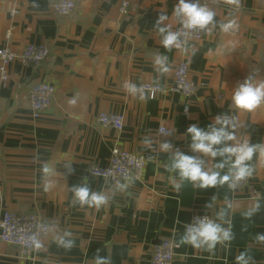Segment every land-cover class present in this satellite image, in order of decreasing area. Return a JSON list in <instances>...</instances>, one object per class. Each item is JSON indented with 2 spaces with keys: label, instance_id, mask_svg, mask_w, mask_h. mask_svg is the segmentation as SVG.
Listing matches in <instances>:
<instances>
[{
  "label": "crops",
  "instance_id": "obj_1",
  "mask_svg": "<svg viewBox=\"0 0 264 264\" xmlns=\"http://www.w3.org/2000/svg\"><path fill=\"white\" fill-rule=\"evenodd\" d=\"M53 1L0 0V47L7 45L15 53L28 44L49 50L35 66L12 61L6 81L0 80V216L5 211L36 213L49 226L28 258H20L16 246L0 242V264H94L97 253L110 264H150L154 246L166 238L174 243L172 264H235L241 250L249 252L252 264H264V243L254 239L257 232L264 233V206L245 219L241 212L254 200L246 189L185 184L173 190L165 170L168 154L159 149L167 140L188 152L184 129L203 127L221 112L236 116L242 125L238 137L264 144V106L251 113L230 108L237 83L249 74L264 79V0H208L216 20H235V30L211 27L199 31V39L182 38L186 43L171 50L161 46L154 24L166 14L164 23L173 31L180 27L172 16L176 0H129L125 14L118 10L121 0H74L76 7L66 16L52 14ZM156 54L167 56L168 72H156ZM179 61L187 62L195 86L187 113L183 96L170 90ZM125 80L158 84L165 91L150 98L145 92L140 100L123 90ZM41 81L53 84L55 93L51 105L34 117L28 90ZM101 112L121 113L123 128L99 124ZM160 126L170 134L160 133ZM115 145L144 157L142 176L99 209L73 203L69 188L83 177L90 189L110 192L114 181L94 177L88 168L105 166ZM68 161L74 169L70 175L64 168ZM45 163L54 169L47 191L40 171ZM252 163L248 185L264 197V162L257 154ZM213 197V208H205ZM225 202L233 206L234 239L228 247L209 253L178 243L193 213L210 215ZM64 231L72 233L71 247L56 242Z\"/></svg>",
  "mask_w": 264,
  "mask_h": 264
},
{
  "label": "clouds",
  "instance_id": "obj_2",
  "mask_svg": "<svg viewBox=\"0 0 264 264\" xmlns=\"http://www.w3.org/2000/svg\"><path fill=\"white\" fill-rule=\"evenodd\" d=\"M172 16L179 24V28L173 31L167 23L168 16L160 14L154 27L160 37V44L166 50L179 49L190 33L196 31H209L211 27H219L225 33L234 31L235 20H216V13L209 9L202 0H176L172 8ZM167 56L156 54L152 63L158 74L169 71ZM121 87L129 95L144 100L145 88L136 83L125 80ZM151 91L149 92V98ZM264 106V79H256L249 74L237 83L231 90L230 108L236 112L251 113ZM242 127L236 116L227 112H221L214 116L213 120L203 127L198 124L188 125L183 132L187 139L188 152L164 140L159 149L167 153L165 170L170 173V182L173 190L179 191L185 184L194 188L209 189L217 186H227L229 190L244 187L253 175L254 155L259 154L261 162H264V144L253 143L249 137L237 135L236 129ZM165 136L170 133L164 132ZM150 144L146 138L144 141ZM66 175L74 172L70 161L65 162ZM43 179L42 187L45 191L52 187L50 177L54 169L47 163L41 166ZM132 178L123 177L115 179L110 192L95 191L90 189L88 178L83 177L82 182L70 186L73 203L79 206L93 207L96 209L106 205L117 192L125 191L131 184ZM215 197L205 204V208L212 209ZM264 206V197L257 196L249 207L241 212L245 219H251ZM233 206L225 202L210 215L193 217L185 224L183 234L178 243L187 244L195 249L211 253L217 246L228 247L234 239L231 224ZM56 242L63 247H71L73 243L72 233L64 231L62 235L55 237ZM254 239L258 243H264V233L257 232ZM33 244L40 246L38 240L33 238ZM235 264H252L253 258L247 250H241L234 256ZM94 264H110L106 256L97 253L94 256Z\"/></svg>",
  "mask_w": 264,
  "mask_h": 264
},
{
  "label": "built area",
  "instance_id": "obj_3",
  "mask_svg": "<svg viewBox=\"0 0 264 264\" xmlns=\"http://www.w3.org/2000/svg\"><path fill=\"white\" fill-rule=\"evenodd\" d=\"M206 5L208 0H202ZM129 6V0H121L118 6L120 14H125ZM76 7L74 0H54L51 3L50 11L57 16L70 15ZM14 12V11H13ZM10 31L6 32L9 37ZM188 37L199 39L200 32H192ZM264 37V36H263ZM49 55L46 45L28 44L20 53H15L7 45L0 47V80L2 82L7 79V66L14 60H19L27 65H38ZM189 66L186 61H179L173 72L174 85L171 91L179 92L185 102L182 111L188 112V98L194 93L195 86L188 78ZM140 86L145 88V92L151 95L165 91L158 84L142 83ZM55 93L53 84L41 81L31 84L28 90V99L32 111V116H39L52 103ZM97 121L102 126H110L116 130L123 128V116L118 112H101L97 116ZM160 133L168 132V130L160 126ZM145 166V159L141 154L127 151L118 146H113L108 163L105 166L92 165L88 168L90 175L101 177L106 180L114 181L127 176L132 179H139ZM246 189L247 196L254 199L260 196V192L248 185V181L244 187H237L235 190ZM207 213L195 212L193 217L205 215ZM209 215V214H208ZM187 222V223H188ZM185 226V224H184ZM49 232L48 224L36 213L19 214L15 212L5 211L0 216V242L11 244L17 247L20 258H28L32 255L36 246L33 244V238L40 241L46 237ZM174 243L170 239H162L160 243L154 246L150 255V264H172L174 260Z\"/></svg>",
  "mask_w": 264,
  "mask_h": 264
}]
</instances>
